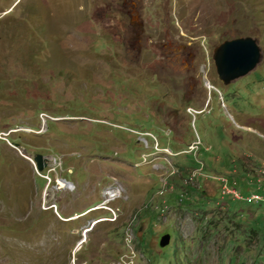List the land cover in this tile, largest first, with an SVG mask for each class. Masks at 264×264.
Returning a JSON list of instances; mask_svg holds the SVG:
<instances>
[{"label":"rangeland","instance_id":"obj_1","mask_svg":"<svg viewBox=\"0 0 264 264\" xmlns=\"http://www.w3.org/2000/svg\"><path fill=\"white\" fill-rule=\"evenodd\" d=\"M246 36L224 85L214 48ZM255 193L264 0H0V264H264Z\"/></svg>","mask_w":264,"mask_h":264},{"label":"water","instance_id":"obj_2","mask_svg":"<svg viewBox=\"0 0 264 264\" xmlns=\"http://www.w3.org/2000/svg\"><path fill=\"white\" fill-rule=\"evenodd\" d=\"M261 57V48L251 36L225 40L214 48L213 53L218 76L224 85L249 74ZM34 161L38 171H43L47 166L45 156L41 153L35 155ZM170 241L171 234L166 233L160 238V246L165 247Z\"/></svg>","mask_w":264,"mask_h":264},{"label":"built area","instance_id":"obj_3","mask_svg":"<svg viewBox=\"0 0 264 264\" xmlns=\"http://www.w3.org/2000/svg\"><path fill=\"white\" fill-rule=\"evenodd\" d=\"M190 112H192V113H198L199 111L191 108L190 109ZM151 135H153V134H151ZM149 138L152 139V143H153L154 142V140H153L154 137L152 138V137H150L148 135H146L144 137V139H146L145 142L148 143L149 142ZM193 148H194V146H192V149ZM221 182L224 183V185H225V187L223 186V191H222L223 194H225V193H234L237 198H242L243 197L237 191H233V189H230L229 188V186H228V180L226 178H223V181H221ZM64 183H65V186L68 187V189L72 188V186H73V182H71V181H64ZM247 200H257V201H261L262 203H264V195H262L260 193H255V194H252L250 197H248Z\"/></svg>","mask_w":264,"mask_h":264},{"label":"clouds","instance_id":"obj_4","mask_svg":"<svg viewBox=\"0 0 264 264\" xmlns=\"http://www.w3.org/2000/svg\"><path fill=\"white\" fill-rule=\"evenodd\" d=\"M238 38V37H237ZM220 79V78H219ZM223 83V82H222ZM224 84V83H223ZM206 87L208 88V90L210 91V93H211V91L212 90H217L216 89V86L214 85V84H212L211 82H209V81H207L206 82ZM210 93H209V95H210ZM222 97V96H221ZM192 107H190L189 108V112H190V109H191ZM194 109V108H193ZM195 110H197V111H199L198 113H201L203 110H198V109H195ZM190 113H192V112H190ZM194 114H197V113H194ZM155 133V132H154ZM156 134V133H155ZM161 139V138H160ZM149 140L151 141V144H152V139L151 138H149ZM195 147V146H194ZM194 149V148H193ZM164 193V192H163ZM112 197V196H111ZM112 199H114L113 197H112ZM110 200V199H109Z\"/></svg>","mask_w":264,"mask_h":264},{"label":"bare ground","instance_id":"obj_5","mask_svg":"<svg viewBox=\"0 0 264 264\" xmlns=\"http://www.w3.org/2000/svg\"><path fill=\"white\" fill-rule=\"evenodd\" d=\"M224 195V194H223ZM249 201V200H248ZM252 201V200H251ZM250 202V201H249ZM254 202V201H253Z\"/></svg>","mask_w":264,"mask_h":264},{"label":"trees","instance_id":"obj_6","mask_svg":"<svg viewBox=\"0 0 264 264\" xmlns=\"http://www.w3.org/2000/svg\"><path fill=\"white\" fill-rule=\"evenodd\" d=\"M45 181H46V179H45ZM248 202V201H247Z\"/></svg>","mask_w":264,"mask_h":264},{"label":"crops","instance_id":"obj_7","mask_svg":"<svg viewBox=\"0 0 264 264\" xmlns=\"http://www.w3.org/2000/svg\"><path fill=\"white\" fill-rule=\"evenodd\" d=\"M251 201V200H250Z\"/></svg>","mask_w":264,"mask_h":264}]
</instances>
